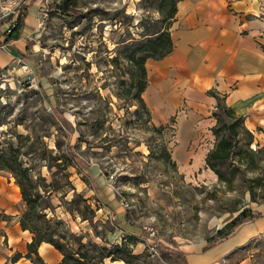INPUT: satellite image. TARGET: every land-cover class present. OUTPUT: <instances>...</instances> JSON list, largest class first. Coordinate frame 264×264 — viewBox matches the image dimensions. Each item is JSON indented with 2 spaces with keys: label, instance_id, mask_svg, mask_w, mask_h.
Listing matches in <instances>:
<instances>
[{
  "label": "rangeland",
  "instance_id": "1",
  "mask_svg": "<svg viewBox=\"0 0 264 264\" xmlns=\"http://www.w3.org/2000/svg\"><path fill=\"white\" fill-rule=\"evenodd\" d=\"M175 5L176 0H69V11L53 6L24 36L25 47L9 54V60L28 65L34 83L11 76L0 89V154L26 170L54 234L81 236L82 251L118 258H105L104 264H166L160 253L178 256L182 245L204 239V249H210L216 242L207 239L217 229L260 218L255 212L264 203V146L251 140L240 120L214 111L220 134L232 139V153L217 163L223 179H189L164 157L166 144L173 160V129L153 131L151 125H160L137 108L130 93L131 74L138 73L133 59L168 48ZM161 35L160 45L149 43ZM231 124L234 137L223 128ZM212 138L210 149L213 133ZM25 211L15 175L0 170V234ZM242 211L258 217L249 221ZM250 227L238 233L239 242L254 233ZM263 227L264 221L256 228ZM0 240L5 249L7 238ZM176 264H185L181 255ZM219 264H264V236Z\"/></svg>",
  "mask_w": 264,
  "mask_h": 264
},
{
  "label": "crops",
  "instance_id": "2",
  "mask_svg": "<svg viewBox=\"0 0 264 264\" xmlns=\"http://www.w3.org/2000/svg\"><path fill=\"white\" fill-rule=\"evenodd\" d=\"M41 1L27 2L19 38L4 44L8 54L0 55L1 66L9 54L16 56L25 47L24 36L38 25ZM169 36L171 51L144 63L147 84L142 98L155 125L170 123L173 161L184 177L196 174L198 179L216 180L205 170V157L214 143L211 129L218 102L243 120L255 144L264 146V0H179ZM255 213L259 219L240 226L210 249H204L205 239L182 245L179 252L185 264L202 259L208 261L200 264H219L256 235L264 236V227L256 228L264 221V203ZM244 227L256 230L239 242ZM31 237L18 221L7 225L0 234L8 241L5 249L0 246V264H35L24 257ZM17 253L21 257L13 262ZM37 253L45 264H60L61 254L49 243H41Z\"/></svg>",
  "mask_w": 264,
  "mask_h": 264
},
{
  "label": "trees",
  "instance_id": "3",
  "mask_svg": "<svg viewBox=\"0 0 264 264\" xmlns=\"http://www.w3.org/2000/svg\"><path fill=\"white\" fill-rule=\"evenodd\" d=\"M68 1L69 0H64L63 2H61V4L56 5L57 9H61L63 12L69 11ZM178 1L179 0H176V3ZM175 12H176V5H175ZM22 28H23V20L20 19L19 26L14 30V33L9 36L7 41L18 39ZM162 38L163 36L161 35L159 37H156L148 41L151 45L153 44L160 45ZM167 41H168V48L164 51L162 50L160 53H158L157 56H154V54L153 55L148 54L133 59L138 73L131 74L130 93L131 91H134V97L137 103V108L142 109L143 112L148 116L149 120H151V114L142 98V93L147 84L144 63L148 58H161L171 51L172 47H171L169 31L167 34ZM154 53L156 54L157 50ZM218 109L219 110L223 109L231 116H234L233 113L221 102L217 103L216 110ZM137 110L138 109H136L135 112H138ZM213 116L216 119V123H219L220 120H219V116L217 115V112H213ZM236 118L240 120L243 131L250 136L251 140H253V136L245 128L243 124V120L239 117ZM234 127L235 124H231L229 126L223 125V128H226L227 130L230 131L229 133L230 137H234L236 135L233 130ZM164 128L165 129L168 128L170 130V127L165 125H160L158 127L151 125V129L159 133H161V131H163ZM211 131L215 136L216 141L213 148L208 151L205 157V165L206 167H208L213 171V173L218 177L219 180L220 179L222 180L223 179L222 175L217 169L218 166L217 163L224 161L232 153L231 152L232 139L226 138L225 136L221 135L220 129L216 125L212 127ZM163 151H164V157L167 160V162L170 163L174 168H176V164L172 160L171 153L166 144L163 146ZM251 155H253V152H251ZM4 169L12 172L15 175L18 185L20 187L22 200L26 206V211L23 212V214L21 215L18 221L20 228L22 230H27L32 235L31 241L26 246L27 250L24 255L25 258L29 259L35 264H45L38 255L37 248L41 243H49L61 254L62 258L60 264H104L105 258H110L111 260L118 259L117 257H115L114 253L112 252L104 253L102 251L100 252H90L89 250L82 251L80 249V247L83 246L81 242L82 241L81 236L75 237L72 234L67 235L65 231L61 232L58 235H55L54 234L55 230L54 228H52V224L48 220H45L42 216L43 208H40V205L37 202L38 196H35V194H33L31 191V182H30V178L26 174V170H23L21 168V165L15 159L12 161L9 160L8 158L5 159L4 153L2 152L0 154V170H4ZM240 215L249 221H253L258 217V215H254L250 211H242ZM235 220H237V218ZM238 226L239 224H235L234 222L226 224L224 227L217 229L215 232L216 237L207 239V243L214 244L215 242L226 238L231 233H233L238 228ZM76 241H78L79 247L74 249L73 242L75 243ZM180 255L182 257L181 253L178 256H172L168 253H160L159 257L166 264H172V263L176 264L177 261L179 260ZM20 257L21 255L17 253L14 256H12L11 260L14 262Z\"/></svg>",
  "mask_w": 264,
  "mask_h": 264
},
{
  "label": "built area",
  "instance_id": "4",
  "mask_svg": "<svg viewBox=\"0 0 264 264\" xmlns=\"http://www.w3.org/2000/svg\"><path fill=\"white\" fill-rule=\"evenodd\" d=\"M29 0H0V50L4 47L9 36L14 33V30L19 26L20 19L25 17V9ZM64 0H42L38 7L37 17L42 21L47 18L53 6L61 4ZM21 71L20 75L15 76L14 65ZM13 76L16 79H22L21 83H28L33 86L34 76L24 61L20 58H12L11 63L0 65V89H3L7 78Z\"/></svg>",
  "mask_w": 264,
  "mask_h": 264
},
{
  "label": "bare ground",
  "instance_id": "5",
  "mask_svg": "<svg viewBox=\"0 0 264 264\" xmlns=\"http://www.w3.org/2000/svg\"><path fill=\"white\" fill-rule=\"evenodd\" d=\"M3 49V48H2Z\"/></svg>",
  "mask_w": 264,
  "mask_h": 264
}]
</instances>
